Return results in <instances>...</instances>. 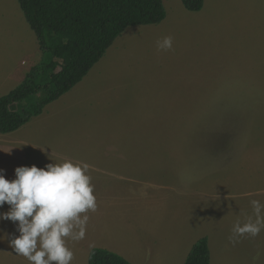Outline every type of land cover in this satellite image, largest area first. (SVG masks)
<instances>
[{
  "label": "rangeland",
  "instance_id": "374dc122",
  "mask_svg": "<svg viewBox=\"0 0 264 264\" xmlns=\"http://www.w3.org/2000/svg\"><path fill=\"white\" fill-rule=\"evenodd\" d=\"M163 4L164 22L127 29L72 91L0 135V170L11 181L22 166H90L98 208L68 241L72 264L92 249L184 264L203 238L210 264H264V230L229 242L255 220L250 201L264 203V0ZM165 36L170 51L157 49ZM42 57L18 1L0 0V98ZM18 235L0 220V264H29L9 246Z\"/></svg>",
  "mask_w": 264,
  "mask_h": 264
},
{
  "label": "trees",
  "instance_id": "16d2710c",
  "mask_svg": "<svg viewBox=\"0 0 264 264\" xmlns=\"http://www.w3.org/2000/svg\"><path fill=\"white\" fill-rule=\"evenodd\" d=\"M34 32L42 61L0 98V135L15 133L72 91L127 29L156 26L167 17L163 0H17ZM205 0H181L198 13ZM208 239H200L185 264H210ZM88 264H131L105 249H92Z\"/></svg>",
  "mask_w": 264,
  "mask_h": 264
},
{
  "label": "clouds",
  "instance_id": "9594fccd",
  "mask_svg": "<svg viewBox=\"0 0 264 264\" xmlns=\"http://www.w3.org/2000/svg\"><path fill=\"white\" fill-rule=\"evenodd\" d=\"M156 43L158 50L170 51L173 38L165 36ZM89 167L70 160L45 168L22 166L15 169L11 181L0 170V207L10 206L0 213V220L16 225L19 235L9 239L15 255L29 264H72L74 252L68 241L85 238L87 213L98 208ZM250 203L255 220L249 217L247 222L233 225L229 237L233 245L245 235L255 237L264 230V203Z\"/></svg>",
  "mask_w": 264,
  "mask_h": 264
},
{
  "label": "crops",
  "instance_id": "0c3cea01",
  "mask_svg": "<svg viewBox=\"0 0 264 264\" xmlns=\"http://www.w3.org/2000/svg\"><path fill=\"white\" fill-rule=\"evenodd\" d=\"M140 245H141V244H140ZM168 245L170 246L169 249H171V250H173L175 253H177V252L174 250V248L171 247L170 243H168ZM169 251H170V250H169ZM174 257H175V256H174ZM187 258H188V256H187ZM163 259L166 260V259H165V256H164ZM184 264H185V263H184Z\"/></svg>",
  "mask_w": 264,
  "mask_h": 264
}]
</instances>
